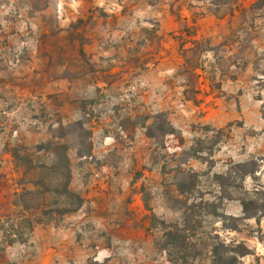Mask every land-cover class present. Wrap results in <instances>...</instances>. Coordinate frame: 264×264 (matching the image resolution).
<instances>
[{"label":"rangeland","instance_id":"1","mask_svg":"<svg viewBox=\"0 0 264 264\" xmlns=\"http://www.w3.org/2000/svg\"><path fill=\"white\" fill-rule=\"evenodd\" d=\"M255 1L0 0V217L17 214L15 192L31 188L13 150L53 138L69 142L71 188L84 199L9 248L11 264H172L165 232L184 227L186 212L201 223L195 264H209L215 234L248 246L239 264H264V216L229 231L201 204L242 216L243 198L264 202V7ZM161 113L174 132L156 140L144 124ZM77 122L90 130L86 147ZM250 160L257 172L245 178L235 165ZM181 170L197 173L183 194ZM186 198L196 207L185 209Z\"/></svg>","mask_w":264,"mask_h":264},{"label":"trees","instance_id":"2","mask_svg":"<svg viewBox=\"0 0 264 264\" xmlns=\"http://www.w3.org/2000/svg\"><path fill=\"white\" fill-rule=\"evenodd\" d=\"M211 1L218 6L237 0ZM253 6L263 8L264 0H256ZM154 119L160 122L154 120L148 125L144 124L149 137L157 140L174 132V128L164 114L161 113ZM73 125L77 127L76 136L80 139V143L84 147L88 146L90 130L85 128L83 122ZM58 137H67V134L62 130V134ZM69 150V142L56 138L38 144L34 151H29L24 147L13 150L17 165L23 170L22 185L30 184L31 188L23 187L21 191L15 192L12 204L19 209L17 214L0 217V264H11L7 258L8 249L29 243L38 224L58 221L82 207L84 199L71 188L73 171ZM44 158H49V162H45ZM257 164L256 160H250L236 164L235 169L245 178L252 177L257 172ZM180 173L185 174L187 180L178 184V191L183 194L194 188L197 173L192 171L186 173L182 170ZM28 175L33 177L27 179ZM226 176H229V180L232 176L231 171L227 175H218V178L226 179ZM187 200V198L178 199L185 209L196 207V204L188 206ZM240 201L243 208L242 216L219 213L217 205L212 201L206 200L201 204L207 215L217 217L222 221L225 230L240 231V221L255 218L259 224V218L264 216V202L260 203L259 200L251 197ZM186 213L184 227L173 224L168 226L165 232L167 247H170L169 260L172 264L177 263L175 253L181 254L186 251L182 256L186 264L190 263L189 259H191L190 264H195L196 259L201 255L198 245L191 241V237L198 234V227H201V223L199 221L197 227L196 225L191 226L194 212ZM206 238V243L210 248L209 264H239L242 257L251 254V250L244 242L226 243L218 234L207 235ZM201 240L204 241L203 238Z\"/></svg>","mask_w":264,"mask_h":264}]
</instances>
